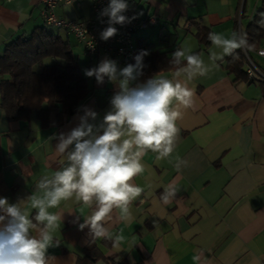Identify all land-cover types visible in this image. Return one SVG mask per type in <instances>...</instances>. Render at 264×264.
I'll return each mask as SVG.
<instances>
[{"label":"crops","instance_id":"0c3cea01","mask_svg":"<svg viewBox=\"0 0 264 264\" xmlns=\"http://www.w3.org/2000/svg\"><path fill=\"white\" fill-rule=\"evenodd\" d=\"M132 1L139 18L154 19L157 25L136 35L130 64L142 50L150 53L145 59L153 54L172 58L180 47L201 54L208 63L210 32L230 38L240 29L249 40L252 21L259 13L264 19V0ZM41 13L42 6L34 0H0V61L8 45L44 25ZM56 14L71 22L90 19L91 3L61 7ZM259 49H264V40ZM247 50L264 72V61ZM82 53L86 69L98 66L100 60L91 59L83 47ZM231 57L190 83L195 102L178 121L179 140L172 156L157 160L149 151L143 157L145 171L133 182L144 193L131 205L133 219L121 222L114 212L108 224L113 237L123 233L119 247L111 240H93L89 229H79L77 217L83 223L92 209L62 201L50 209L63 216L49 249L55 257L52 264H264V83H250L247 77L235 81ZM79 67L89 89L80 107L95 110L99 124L117 86L107 78L99 85ZM174 70L159 74L171 78ZM77 114L58 126L52 116L50 126L43 128L35 113L28 121L11 122L0 106V197L10 203L26 199L42 176H51L66 163L53 137L76 127ZM177 156L187 160L179 172ZM166 189L176 193L168 203L161 199ZM30 213L34 216L35 210ZM196 255L199 261L193 260Z\"/></svg>","mask_w":264,"mask_h":264},{"label":"clouds","instance_id":"9594fccd","mask_svg":"<svg viewBox=\"0 0 264 264\" xmlns=\"http://www.w3.org/2000/svg\"><path fill=\"white\" fill-rule=\"evenodd\" d=\"M128 9V0H109L98 15L101 23L104 17L108 18V26L100 33L102 40L118 34L115 25L137 18L127 17ZM261 24L264 26V20ZM208 39L213 49L219 50H209L208 63L190 48H177L170 60L175 67L171 78L157 73L141 81L147 67L144 59L150 55L146 50L134 57V64L122 69L117 61L105 57L98 66L84 70V75L94 77L99 85L107 78L117 86L110 110L97 124L95 110L88 106L78 108L74 118L77 126L53 137L58 141L55 150L66 163L51 176H42L36 191L26 199L10 203L8 198L0 197V264H52L55 257L49 255V249L63 216L50 209L58 208L62 201L74 200L92 209L83 223L77 217L79 229H89L93 240H111L114 248L119 247L123 233L113 237L109 221L114 212L121 222L133 219L131 205L144 193L133 182L145 171L143 157L151 151L157 154V160H162L175 151L180 133L178 121L183 118V110L195 102V88L190 83L217 68V61L248 47L246 33L233 32L225 38L210 32ZM186 166L187 160L177 156L176 170ZM175 195V190L166 189L161 199L168 203ZM30 210H35L34 216ZM193 260L199 261L200 256Z\"/></svg>","mask_w":264,"mask_h":264},{"label":"trees","instance_id":"16d2710c","mask_svg":"<svg viewBox=\"0 0 264 264\" xmlns=\"http://www.w3.org/2000/svg\"><path fill=\"white\" fill-rule=\"evenodd\" d=\"M259 15L248 28L252 36L247 47L250 51H257L264 40L261 24L264 19ZM200 37L203 41V36ZM171 59L161 54L144 59L147 67L141 78L146 80L154 74L173 71ZM242 62L243 58L237 55L229 61L237 82L246 78ZM88 95L87 81L66 36L49 34L40 28L30 37L23 36L6 47L0 61V106L9 121H28L35 113L43 128L50 126L52 116L58 126L77 114Z\"/></svg>","mask_w":264,"mask_h":264},{"label":"built area","instance_id":"2783aa9c","mask_svg":"<svg viewBox=\"0 0 264 264\" xmlns=\"http://www.w3.org/2000/svg\"><path fill=\"white\" fill-rule=\"evenodd\" d=\"M8 2L16 0H7ZM42 6L41 17L46 28H53L62 32L68 39L75 40L85 50V53L93 60H102L107 57L118 62L119 68L130 64L133 59L136 42L135 37L142 31L149 30L157 25L154 19L142 20L139 18L132 0H128L129 9L125 15L129 18L136 16L131 23L115 25L118 34L108 41L100 38L101 31L106 28L107 17L101 23L99 13L105 8L109 0H34ZM91 3L92 17L76 21H66L56 14V11L65 6L81 8L84 2ZM239 33H242L239 29ZM237 50L234 55L237 54ZM243 58L245 75L250 83H264V72L254 61L247 48L240 49ZM255 55L264 61V49H259Z\"/></svg>","mask_w":264,"mask_h":264},{"label":"rangeland","instance_id":"374dc122","mask_svg":"<svg viewBox=\"0 0 264 264\" xmlns=\"http://www.w3.org/2000/svg\"><path fill=\"white\" fill-rule=\"evenodd\" d=\"M41 28H45V31L49 34H53L56 36L60 34V32L58 30L53 29V28H46L44 25ZM61 36H65V35L61 32ZM71 44L73 47V52L75 54V57H77L79 59V64H80L82 70L84 71L87 67V62L85 60L84 54L82 53V47L80 45H78L74 40H71ZM256 62H257V60H256Z\"/></svg>","mask_w":264,"mask_h":264}]
</instances>
